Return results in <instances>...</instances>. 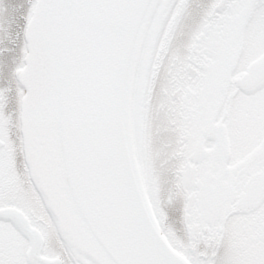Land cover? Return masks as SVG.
I'll use <instances>...</instances> for the list:
<instances>
[{
	"label": "snow or ice",
	"instance_id": "obj_1",
	"mask_svg": "<svg viewBox=\"0 0 264 264\" xmlns=\"http://www.w3.org/2000/svg\"><path fill=\"white\" fill-rule=\"evenodd\" d=\"M0 264H264V0H0Z\"/></svg>",
	"mask_w": 264,
	"mask_h": 264
}]
</instances>
